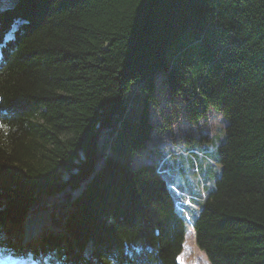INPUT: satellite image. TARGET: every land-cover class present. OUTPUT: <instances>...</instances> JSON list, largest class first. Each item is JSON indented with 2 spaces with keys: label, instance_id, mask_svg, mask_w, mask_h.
Here are the masks:
<instances>
[{
  "label": "trees",
  "instance_id": "1",
  "mask_svg": "<svg viewBox=\"0 0 264 264\" xmlns=\"http://www.w3.org/2000/svg\"><path fill=\"white\" fill-rule=\"evenodd\" d=\"M0 51L2 243L50 209L53 230L32 245L53 263L178 264L187 223L175 184L160 163L130 160L153 128L162 72L189 120L227 119L214 151L196 138L197 150L185 148L198 171L218 167L199 172L211 189L192 222L197 247L210 264H264V0H16L0 10Z\"/></svg>",
  "mask_w": 264,
  "mask_h": 264
},
{
  "label": "rangeland",
  "instance_id": "2",
  "mask_svg": "<svg viewBox=\"0 0 264 264\" xmlns=\"http://www.w3.org/2000/svg\"><path fill=\"white\" fill-rule=\"evenodd\" d=\"M14 2L15 0H0V9H2L5 5L12 4ZM224 47H226V44H218L217 56L221 54ZM201 62L202 59L197 58V65H194L191 68L192 72L190 77L192 80L198 78L200 74ZM164 76L165 74L160 72L154 77L153 99L149 103V120L153 124V128L149 132V137L144 141V146L137 152L131 154L130 160L133 167H137L143 162L153 163L155 166L157 163L163 162L166 157L160 158V155L162 152L166 151V146L170 145L171 143H174L173 145L175 148L179 147L184 149L186 147H194V150H197V143H195L196 138L198 143H205L204 145L201 144V146L204 147L203 149L214 151L216 146L220 145V143L222 144L224 141V128L227 124V119L210 110V112L203 113L197 122L189 120L186 111V108H188L186 107L187 102L183 100L181 95L172 96L169 98L166 93V89L163 86ZM199 81L200 79L197 82ZM140 86V83H134L129 86V89L125 94L126 97H124L123 100L124 103L127 104L126 110H130V108L137 105L138 95H140ZM105 133V131H102L100 134V148H103L104 146L107 148L109 146L104 142ZM106 134L108 138L112 136L108 133ZM200 135H206L209 138H212V140L210 143H206L207 141L203 139H200L199 141ZM107 143H110V141ZM101 152L103 153V156L106 154V150L103 151V149H101ZM165 155L167 156L168 160L165 162V169L162 170V173L166 175L167 181L173 182L175 184L174 188L170 187L173 195H175L176 191H180L178 187L182 188L185 193L192 195L194 199H197V197L201 194L202 197H204L206 193L208 194L211 187H202L199 184L201 182L200 174L204 176L207 171L215 173L218 170V167H214L212 171L207 168L204 170L199 168L198 171V169L193 168V165L195 166L194 159L190 158L186 154L183 155V157L179 156L175 161L170 160L174 157V153L169 152ZM155 158L160 159L155 161ZM100 161H102V159ZM100 161L97 162L96 166H99ZM157 168L160 169V167ZM97 169L98 168H95L94 170ZM87 179L83 181L82 185L79 187V189L75 190L74 193H78L82 190L84 182H86ZM213 183L214 180L212 178V185ZM179 203L188 204L183 207L191 217V221H193L198 215L201 203L197 201H194L193 203L192 201L189 202V199L187 198L182 199V201ZM180 205L181 204H179V206ZM191 205L194 206V208H192ZM36 214H42V217L39 221H37L33 228L31 227V221L29 222L28 226L27 222L25 223L26 232L24 231L23 235L19 232H16L13 236L14 239H18L20 236L24 238V243L22 244L23 248H26L27 242L34 236L36 231L40 227H43L45 222L49 220V210H39ZM187 225L189 228H192V224ZM36 226L39 227L37 228ZM49 227H51V224ZM88 247L91 248L90 246ZM24 252L25 249H22L21 255H23ZM178 263L209 264L205 254L196 247L192 231L191 233L187 232L185 236L183 249L179 255Z\"/></svg>",
  "mask_w": 264,
  "mask_h": 264
},
{
  "label": "bare ground",
  "instance_id": "3",
  "mask_svg": "<svg viewBox=\"0 0 264 264\" xmlns=\"http://www.w3.org/2000/svg\"><path fill=\"white\" fill-rule=\"evenodd\" d=\"M126 97V96H125ZM126 101V100H125ZM42 214H34V215H31L28 220H27V226L29 225V222L31 221V224H32V228L34 227V225L37 223V221H39L41 219V216ZM33 217V218H32ZM31 218V219H30Z\"/></svg>",
  "mask_w": 264,
  "mask_h": 264
}]
</instances>
